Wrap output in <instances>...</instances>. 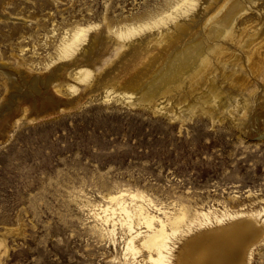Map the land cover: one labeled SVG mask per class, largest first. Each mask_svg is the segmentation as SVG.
<instances>
[{"label":"rangeland","instance_id":"obj_1","mask_svg":"<svg viewBox=\"0 0 264 264\" xmlns=\"http://www.w3.org/2000/svg\"><path fill=\"white\" fill-rule=\"evenodd\" d=\"M170 1L0 0V264H128L120 224L111 237L91 210L117 191L145 194L173 212L213 210L225 214L224 224L236 212L263 219L257 210L264 207V17H255L253 6L241 16L255 20L242 37L216 39L234 54L212 53L197 67L166 73L149 104H127L119 86L88 87L112 42L128 40L115 31L135 26L138 40L145 39L156 27L139 25ZM241 19V26L251 20ZM77 29L101 35L83 61L92 68L88 79L63 71L40 85L35 100L22 95L20 81L10 85L7 68L25 84L76 57L79 51L60 55L57 44ZM176 38L198 48L214 42L202 21ZM164 58L171 53L140 60ZM146 70L152 69L139 68L125 88ZM254 242L247 264H264V240Z\"/></svg>","mask_w":264,"mask_h":264},{"label":"bare ground","instance_id":"obj_2","mask_svg":"<svg viewBox=\"0 0 264 264\" xmlns=\"http://www.w3.org/2000/svg\"><path fill=\"white\" fill-rule=\"evenodd\" d=\"M215 1H217L216 4L212 5ZM255 2L256 0H171L167 9L156 13L148 21L139 25V27L149 28L153 25L156 27L150 31L145 39L138 40L140 33L135 29V26H125L115 31L118 36L128 40L112 42L109 50L111 55L96 66L98 71L93 75L88 87L97 83L100 85L99 88L105 90L119 86L123 89L121 95L127 104H149V99H151L149 95L153 91L158 92V81L166 73L177 71L185 65L197 67L200 60L205 62L212 53H217L219 56L220 54L221 56L234 54L225 53L226 49L230 50L232 46L226 48L225 43L223 44L216 39L218 35L219 37L223 36L222 39H227L225 36H228L229 33L232 35H230L231 37L236 34L241 36L242 33L245 34L244 27L250 26L254 14L255 17H264V1L261 2L260 7L254 6ZM251 7L254 14L242 20V14H245V11ZM250 12L252 13V11ZM247 14L248 12H246ZM240 19L242 22L251 20L241 26V22L238 24ZM195 21H202L205 33L214 40L208 45L205 44V48H198L189 41L183 39L181 42L176 38L178 33H185V30ZM246 28L249 29V27ZM82 31L83 29H77L68 38L62 36L57 44L60 55H71L79 51L76 57L55 64L56 66L50 69L48 74L35 75L31 79L32 82L25 81V84H22L20 78L18 79L15 70L7 68L6 72L10 85L13 87L15 81H20L19 85L16 86L22 95L34 98L33 95L40 92V85L47 86L52 81L62 77L63 71L66 76L80 81L88 79L92 74V68L88 64H84L83 61L89 58V53H92L91 46L99 41L101 35ZM259 35L260 33L256 36ZM236 37L235 41L233 39L234 43L237 39L240 40L242 36ZM233 47L235 46L233 45ZM237 47L239 46L237 45ZM231 50L233 51V48ZM240 51L241 49H238V53ZM149 53H171V58H164L162 62L160 61L162 63L160 66L159 61L149 63L148 60H140L141 57L145 58ZM115 54L118 55L117 59H115ZM235 59L234 61H236ZM139 60L142 62L139 63ZM135 63H138L136 71L139 68L143 71L147 66H150L152 70L149 72L146 70L148 74L138 81H134L127 89L124 86L127 84L124 82L134 76L136 71L133 66ZM118 67H123V71L122 69L118 70ZM162 67L164 69L160 72ZM231 67L233 66L231 65ZM62 68L63 70H61ZM68 86L74 88L75 85L71 82L68 83ZM131 88H135L136 91H132ZM135 92L138 94L137 97ZM130 95L132 96L130 97ZM76 101H78L76 96L67 100L68 103ZM104 197H106L107 203L94 204L91 209L93 216L105 224H101L104 226L101 230L111 237H114L116 224H120L123 230V250L128 264H172V260L175 261V264H247L252 252V245L255 243L254 240H264V217L261 220L251 215L244 216L242 212H236L229 216L232 221L224 224L222 223V215L225 214H217L213 210H194L189 213L186 208L173 212L157 207L149 197L142 193L117 191ZM257 213L264 215V207L259 208ZM183 222L185 225L181 226ZM139 252L141 254H138Z\"/></svg>","mask_w":264,"mask_h":264}]
</instances>
